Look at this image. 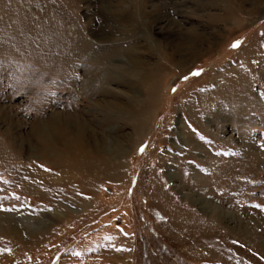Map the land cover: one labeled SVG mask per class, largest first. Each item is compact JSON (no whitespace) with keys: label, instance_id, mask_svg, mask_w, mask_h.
I'll return each mask as SVG.
<instances>
[{"label":"rangeland","instance_id":"rangeland-1","mask_svg":"<svg viewBox=\"0 0 264 264\" xmlns=\"http://www.w3.org/2000/svg\"><path fill=\"white\" fill-rule=\"evenodd\" d=\"M0 264H264V0H0Z\"/></svg>","mask_w":264,"mask_h":264},{"label":"bare ground","instance_id":"bare-ground-1","mask_svg":"<svg viewBox=\"0 0 264 264\" xmlns=\"http://www.w3.org/2000/svg\"><path fill=\"white\" fill-rule=\"evenodd\" d=\"M194 49H195V48H194ZM147 80H148V79H147ZM147 82H149V81H147ZM81 136H82V134H81ZM78 138H79V134H78ZM79 140H81V138H79ZM97 140H98V139H97ZM94 145H95V144H94ZM95 147H96V146H95ZM68 148H69V147H68ZM80 148H81L80 145H79V147H78V146H77V147H70V149H72L73 151L78 150V152L81 150ZM110 148H111V147H110ZM45 149H46V150H48V149H49V150H52L53 147H46ZM85 155H86V154H85ZM96 155H97V154H96ZM90 158H92V157H90ZM89 161H90V160H89ZM92 164H93V163H92ZM93 165H94V164H93ZM56 216L59 217V215H57V214H56Z\"/></svg>","mask_w":264,"mask_h":264},{"label":"snow or ice","instance_id":"snow-or-ice-1","mask_svg":"<svg viewBox=\"0 0 264 264\" xmlns=\"http://www.w3.org/2000/svg\"><path fill=\"white\" fill-rule=\"evenodd\" d=\"M233 46H236V45H233Z\"/></svg>","mask_w":264,"mask_h":264}]
</instances>
